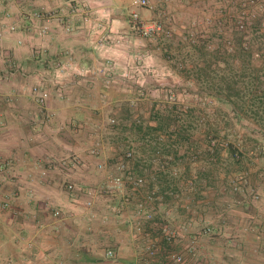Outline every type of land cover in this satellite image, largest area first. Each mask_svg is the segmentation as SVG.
<instances>
[{
    "label": "crops",
    "instance_id": "1",
    "mask_svg": "<svg viewBox=\"0 0 264 264\" xmlns=\"http://www.w3.org/2000/svg\"><path fill=\"white\" fill-rule=\"evenodd\" d=\"M226 1L206 0L200 6L195 0H151L153 8L166 5L177 16L192 19L205 10L218 21ZM129 5L130 0H0V264H135L145 241L158 238L154 222L142 223L141 230L130 224L127 233L104 224L110 217L104 212L116 215L93 209L101 195L86 186L95 181L86 174L90 168L102 172L109 186L108 169L97 164L118 161L123 147L98 143L104 138L105 108L123 100L102 89H116L118 70L121 76L137 70L150 80H166L157 78L166 65L153 45L138 48L139 40L126 30L122 13ZM148 86L135 90L139 95ZM127 132L136 144L129 170L160 192L153 203L155 219L164 217L181 228L172 244L160 242L166 250L154 264H165L168 250L181 251L184 264H264V154L232 187L236 170L227 155L219 162L200 156L189 161L184 145L164 143L178 137L163 134L165 139L157 141L162 143L159 159L157 147L150 146L158 138L155 131ZM111 133L116 141L126 134ZM172 168L180 172L177 179L169 174ZM181 179L180 185L191 181L192 188L177 187ZM68 183L74 191L66 189ZM87 200L92 206L85 205ZM186 236L198 239L191 250ZM108 249L115 258L105 256Z\"/></svg>",
    "mask_w": 264,
    "mask_h": 264
},
{
    "label": "rangeland",
    "instance_id": "2",
    "mask_svg": "<svg viewBox=\"0 0 264 264\" xmlns=\"http://www.w3.org/2000/svg\"><path fill=\"white\" fill-rule=\"evenodd\" d=\"M157 1L160 2V0ZM197 1H200V6L202 1L206 2V0H195V2ZM220 1L224 2V0ZM246 1L227 0L224 3L226 8L222 10L221 13L223 14L220 16L223 19L218 21L219 17L215 18L214 14L208 16L209 12L205 10L196 11L199 15L192 19H188V16L184 15L177 16L169 6L153 8V3L150 0L151 8L144 9V11H149V15L145 17L162 23L163 27L167 29L168 35L163 34L149 38L144 37L136 30L127 31L139 40L137 42L138 48L148 49L149 44L153 45L152 48L157 52V57H160L162 66L166 65V68L162 70L163 74L157 78L162 77L166 80L163 83L157 82L155 79L150 80L146 77L145 71L137 70L130 74L133 77L130 75L129 77L121 76L118 70L112 85L118 89L119 93L130 94L132 93L131 90H135V86H150L143 88V92L139 96H133V94L127 96L129 100L122 97L121 104L113 109L105 108V115L107 114V116L104 119L103 127L100 128L104 138L103 141L98 140V143L104 144L108 149L116 143L123 146L121 149L134 147L136 144L130 134H127V131H135L140 124V131L145 132L146 125L156 124V120H152L151 115L165 114L166 106H169L175 109L171 116L175 124L187 125L188 134H185L187 132L183 129H179L181 136L173 135L178 139L172 138V142L171 140L164 142L166 145L174 148L184 145L188 148L186 158L189 161L196 160L197 156H200L199 158L203 161H208L209 157H216L218 161L221 155L222 157L227 155L230 157V164L236 170L231 175L232 187L239 184L246 177V174L249 176L248 167L250 164H257L255 160L264 154V98L260 93L257 96H250V89L257 85L256 78L261 79L264 71V56L260 54V49L255 48L251 65H249L248 61L234 54L231 46L242 37L243 32L238 26L239 20L245 23L244 29L247 31H251L249 27H252V23L256 19H263L262 24H264V0H258V4L255 6L245 4ZM220 5L223 9L222 4ZM129 10L130 6L124 8L122 13L124 20L128 19ZM185 13L191 12L186 11ZM262 31L261 29V31L254 32L255 43L263 41V37L260 36ZM250 37H252L251 33L247 34L243 37L244 41ZM139 60L145 68L148 63L147 59L142 57ZM134 61L135 59H132V65L135 64ZM252 77L256 78L253 79ZM137 79H140L142 86L136 83ZM237 90L239 94H234ZM212 95L217 96V98ZM224 95H229L230 102L218 98V96ZM137 119L140 121L137 122ZM122 120L124 121L123 126L121 125ZM120 129L126 134L119 136L118 141H116L111 132ZM157 134L159 135L158 138L153 139L150 144V146H156V149L162 148L160 140L165 139L164 133L155 132V135ZM186 135L187 139L185 138ZM197 149H200V154L193 152ZM155 159V162L161 161L160 158ZM168 159L172 161L173 157H168ZM105 164L107 169H110L109 171L114 170L115 161L110 160L108 162L105 160ZM176 169L172 168L169 173L175 179L180 175L179 170ZM86 172L95 180L86 184L90 190L98 189L102 194L101 189H108L106 187L107 177L101 174L102 172L97 173L91 168ZM182 181L183 179L178 181L177 187L182 188L187 185L192 188L191 181H186L185 185H180ZM100 185H105V188H100ZM144 190H155L159 197L160 192L154 187H145ZM130 192L129 188H125L123 192H120V198H122V194ZM171 194L174 196V191ZM116 197L119 199V196ZM114 201V197L108 194L101 195L99 201L94 203L93 209L105 208L109 212L113 211L111 207L115 204ZM116 205H119L117 208V210L120 209L119 214L128 210V216L131 215L132 206H128L127 209L119 202ZM104 214L110 215L104 224L114 225L116 229H119L118 231L123 233L129 231V228L124 230L122 223V219H126L127 215L113 217L107 212ZM189 222L191 223V221ZM169 223L174 225L171 221ZM122 237H125L124 234ZM191 239V236H186L187 242Z\"/></svg>",
    "mask_w": 264,
    "mask_h": 264
},
{
    "label": "built area",
    "instance_id": "3",
    "mask_svg": "<svg viewBox=\"0 0 264 264\" xmlns=\"http://www.w3.org/2000/svg\"><path fill=\"white\" fill-rule=\"evenodd\" d=\"M245 4L255 6L258 4V0H247ZM264 4V1H263ZM130 10H129V20L133 28L140 32L144 37H157L159 35H168L167 29H165L162 23L152 20L149 17H145L140 14L139 9L151 8L150 0H130ZM238 26L244 29L245 23L241 20L238 21ZM213 144V143H212ZM155 156L159 157L160 149L155 150ZM119 160L115 162L114 170H107L110 190H118L123 192L125 188L131 190L130 193L122 194L123 207L132 206L131 215L126 217L131 225H133L137 230H141V225L144 222H154L156 223V229L158 238L150 239L148 238L140 253V261L135 264H154L153 261L159 255L160 251L163 249L160 242H165L167 245L172 244L178 237L181 228L174 226L169 223L166 218H161L157 221L156 212L153 207L154 201L158 198L155 190L145 191L146 178L143 175H136L131 172L128 168L127 161L134 157L133 148L129 147L126 149H121L119 153ZM99 170L107 169L105 162H100L97 164ZM175 174V173H174ZM1 189V183H0ZM68 191H74L75 186L72 183L66 185ZM85 205L92 206V200L85 201ZM118 212L120 209L117 210ZM56 215L59 211L55 212ZM188 226L191 223H187ZM210 227L205 226L203 228L204 233H209ZM192 239L188 241L189 248L193 247L197 242V238L191 237ZM106 256L109 258H115L114 251L112 249L106 250ZM165 264H184V254L181 251H166V261Z\"/></svg>",
    "mask_w": 264,
    "mask_h": 264
},
{
    "label": "trees",
    "instance_id": "4",
    "mask_svg": "<svg viewBox=\"0 0 264 264\" xmlns=\"http://www.w3.org/2000/svg\"><path fill=\"white\" fill-rule=\"evenodd\" d=\"M254 20V19H253ZM263 19L259 18L254 20V22L252 23V27H249L251 31H247V29H240V31H242V37L240 39H238L236 41L235 44H233L231 46V49H233L234 54H236V56H240L242 57L245 61H248L249 65H251V61L253 59V52L255 50V48H258L261 50L260 54L262 56H264V24H262ZM126 23V30H136L135 28L132 27L130 20H129V13H128V19L125 20ZM261 29L263 30L260 34V36L263 37V41L259 42V43H255V31H258ZM137 31V30H136ZM128 32V31H127ZM248 32V33H247ZM130 33V32H129ZM252 35V37H250V39H246V41H244L245 39L243 37H245L247 34ZM256 44V45H255ZM258 44V45H257ZM253 79H255L256 77H252ZM256 86H254L255 88H251L250 89V96H257L258 93L262 94L263 98H264V71L262 73L261 79L260 78H256ZM235 83V82H234ZM229 89H231V87H229ZM234 89V87H233ZM232 89V90H233ZM118 89H111L109 87H105L104 89H102V91L104 92V94H111L114 95L116 98H122L124 97V99L129 100L127 98V96H130L133 94V96H139L138 95V91L137 90H131L132 93H119V91H117ZM235 90V89H234ZM234 94H239L238 90L235 91ZM214 96V95H212ZM211 97V96H209ZM217 98V96H214ZM219 99L224 100L226 102H230L229 101V95H224V96H218ZM129 104V103H128ZM176 107V106H174ZM175 111V109L173 107H169L166 106V113L165 114H152L151 115V119L152 120H156V124L155 125H146V131L144 133H151V132H158V133H164L165 135H167L168 137L172 136V135H176V136H181V132L179 131V129H183L185 132V134H188V128L187 125H183V123H181L180 125H176L175 121L171 118L172 113ZM120 124V123H119ZM139 127L136 129L138 132H141V126L140 124L138 125ZM159 135L157 134L156 137H158ZM187 139V135L185 137ZM156 139V138H155ZM108 188V187H107ZM102 194L100 195H110L112 197H114V202L115 204L112 205V209L113 212H115V215L117 217V215L120 216L119 212L117 211L118 206L116 205L117 202H119V204L122 202V198H120L121 196L119 195L120 192L118 190H110L108 189H102ZM105 193V194H104ZM119 196V199L118 197ZM118 200V201H116ZM122 223L124 225V230L129 228L130 229V223L128 221H126L125 219H122ZM110 226V225H108ZM113 226V225H111ZM105 256H106V252H105ZM107 257V256H106Z\"/></svg>",
    "mask_w": 264,
    "mask_h": 264
}]
</instances>
